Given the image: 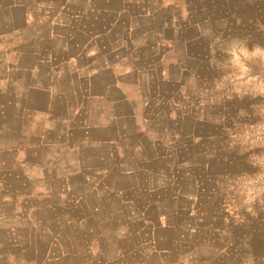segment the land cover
Wrapping results in <instances>:
<instances>
[{
	"label": "crops",
	"instance_id": "0c3cea01",
	"mask_svg": "<svg viewBox=\"0 0 264 264\" xmlns=\"http://www.w3.org/2000/svg\"><path fill=\"white\" fill-rule=\"evenodd\" d=\"M204 1L216 0H0V264L52 263L56 216L83 214L90 185L110 178L129 183L118 209L167 216V195L153 201L145 187L158 176L171 200L188 203L175 208L183 221L163 227L210 234L208 261L230 262L232 238L217 245L232 228L227 197L203 187L217 125L213 67L200 51ZM197 172L184 191L179 177Z\"/></svg>",
	"mask_w": 264,
	"mask_h": 264
},
{
	"label": "rangeland",
	"instance_id": "374dc122",
	"mask_svg": "<svg viewBox=\"0 0 264 264\" xmlns=\"http://www.w3.org/2000/svg\"><path fill=\"white\" fill-rule=\"evenodd\" d=\"M204 3L200 51L213 67L215 93L209 90V99L215 101L217 125L211 152L215 157L211 158L209 170L213 179L203 182V187H216L225 193V204L230 206L232 228L217 244L218 249L226 250L225 243L232 238L233 246L229 251L232 258L228 264H264V189H254L264 180V171L258 175L260 169H253V165L264 158V151L259 144L256 146V143H264L256 137L264 133V83L250 76L252 69L264 68V0ZM260 115L263 117L257 119ZM153 169L159 171L158 166ZM196 176L203 178L204 173L180 176L178 184L184 191L191 192L192 179ZM113 181L114 178H110L106 184L90 185L92 190L83 200L86 209L83 214L72 209L68 215L56 216V247L50 255L54 261L49 264H187V259L195 257L212 264L209 257L217 252L209 247L212 246L208 242L210 234L203 231L179 233L163 227L165 218L172 223L183 221L186 217L176 215L175 208L188 209V203L171 200L170 188L160 189L159 176L152 177L145 187L151 189L153 201L167 195L168 201L162 208L167 207L168 212L162 211L168 215L163 217L157 214L159 209H151L144 217L127 205L118 209L119 202L130 200V193L125 192L129 183L116 185ZM77 186L76 191H79L81 187ZM119 192L126 194L125 198L120 195V201L115 196ZM147 199L140 197L138 204L142 205ZM205 202L204 198L201 203ZM239 223L248 225L249 229L239 231L236 228ZM184 237L187 242L198 241L200 247L180 244L178 241ZM40 252H44L43 247ZM142 255L149 258L143 260ZM224 261L216 258L215 263L224 264Z\"/></svg>",
	"mask_w": 264,
	"mask_h": 264
},
{
	"label": "water",
	"instance_id": "95a60500",
	"mask_svg": "<svg viewBox=\"0 0 264 264\" xmlns=\"http://www.w3.org/2000/svg\"><path fill=\"white\" fill-rule=\"evenodd\" d=\"M251 77H257L258 80L264 83V68L252 69L250 73ZM258 139L264 140V133L258 134L256 136ZM255 190L264 189V180L259 184L255 185Z\"/></svg>",
	"mask_w": 264,
	"mask_h": 264
}]
</instances>
